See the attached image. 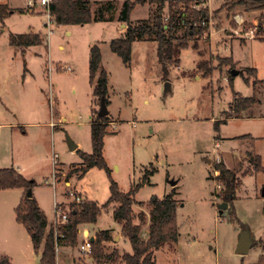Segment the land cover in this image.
Returning a JSON list of instances; mask_svg holds the SVG:
<instances>
[{
	"label": "rangeland",
	"instance_id": "1",
	"mask_svg": "<svg viewBox=\"0 0 264 264\" xmlns=\"http://www.w3.org/2000/svg\"><path fill=\"white\" fill-rule=\"evenodd\" d=\"M89 1L96 12L109 0ZM115 1L118 16L125 0ZM231 2L200 3L213 13L210 29L191 40L179 65H169L165 75L154 40L133 42L130 64L112 50L111 40L124 36L117 16L57 24L38 0H0V168L14 166L35 181L32 194L49 221L56 218L55 203L71 207L75 197L69 192L104 206L113 179L122 191H133L134 211L147 215L145 222L135 220L147 239L150 199L174 191L180 233L177 241L155 251L157 264H258L264 240V170L254 169L250 156L258 155L264 166V104L252 107L260 115L241 117L230 107L236 95H257L263 101L264 10L247 11ZM151 12L148 0H139L131 19L144 20ZM26 32L40 33L42 43L25 49L11 43L13 34ZM95 44L108 76L104 159L111 178L98 166L78 171L82 153L93 152L91 122L101 103L93 95L89 73ZM230 57L233 64L221 60ZM233 68L242 73L231 78ZM68 138L79 148L71 150ZM219 162L237 176L230 202L218 176ZM23 197L24 188L0 190V257L8 256L12 264H42L16 216ZM224 201L228 207L220 213ZM115 206H104L96 224L80 228L93 236L99 229L112 232L99 264H126L122 257L134 250L115 219ZM243 231L253 243L244 255L236 252ZM82 240L80 231L75 247H60L56 264H97L92 255L81 253Z\"/></svg>",
	"mask_w": 264,
	"mask_h": 264
},
{
	"label": "trees",
	"instance_id": "2",
	"mask_svg": "<svg viewBox=\"0 0 264 264\" xmlns=\"http://www.w3.org/2000/svg\"><path fill=\"white\" fill-rule=\"evenodd\" d=\"M143 1V0H142ZM151 5V15L144 20L132 21L131 13L139 0H125L120 7L117 16V5L115 0H109L100 4L98 11L91 10L89 0H57L49 6V12L57 24H85L93 21H110L117 19L127 26L124 36L111 40V47L126 64L131 63L132 47L135 41L154 40L158 42V59L163 64L165 75L169 65H179L180 54L183 49L191 46V40L197 35H203L209 31V21L213 16L208 6L196 8L203 0H148ZM187 2L188 5L185 3ZM193 2L194 5H189ZM229 3V2H228ZM228 3L223 4L227 7ZM232 5L243 6L247 11L264 10V0H234ZM169 10V11H167ZM219 10L216 12L218 13ZM215 14V13H214ZM205 21V24H202ZM262 28V27H260ZM264 38V36H263ZM40 33L26 32V34H13L11 43L25 49L29 45L42 43ZM197 43L194 44V46ZM101 50L94 45L90 52L89 73L91 82L94 83L93 95L100 100L105 98L108 104V76L102 68ZM223 63L233 64V58H221ZM256 72L255 68H252ZM234 74L231 73V78ZM264 82V80H263ZM257 83V82H256ZM255 83V84H256ZM259 102L257 95L248 97L235 96L231 103L235 117L243 114L253 115V106ZM109 115L102 116L99 113L91 122L92 146L91 154L82 153L83 161L79 164V173L89 170L91 167L104 168L111 178V169L104 159V137L107 133ZM80 151V150H79ZM254 161V169L264 170L261 158L257 155L250 156ZM220 173L218 176L225 181L229 188L235 186L237 176L234 171L227 169L223 162H219ZM156 169L148 172L142 184H146L148 177ZM35 181L27 179L14 166L0 168V190L24 188L22 202L15 208L18 220L24 225L29 233L34 249L40 254L42 264H56V247H75L79 242L80 228L84 225H93L98 222L102 208L115 204V219L121 224L125 236L130 240L134 250L132 254L126 253L122 259L126 264H157L155 251L160 249L169 241H177L180 230L177 225V205L175 192L166 195L165 198L152 197L150 203V225L147 239H143L142 229L135 222L138 217L141 222L147 220L145 213L137 214L134 205L137 203L133 191L124 192L118 183L112 179L110 186V199L104 206L91 200L81 203L72 202L69 219L57 227L49 224V219L39 205L38 200L32 195L27 197V192L33 188ZM228 202L234 199V193L226 195ZM58 232V233H57ZM112 240V232L107 229H99L94 235L92 244L94 261L99 264L106 257L104 243ZM263 252L259 257L258 264H264V240L261 241ZM0 264H12L8 256L0 257Z\"/></svg>",
	"mask_w": 264,
	"mask_h": 264
},
{
	"label": "built area",
	"instance_id": "3",
	"mask_svg": "<svg viewBox=\"0 0 264 264\" xmlns=\"http://www.w3.org/2000/svg\"><path fill=\"white\" fill-rule=\"evenodd\" d=\"M56 1L57 0H38V3L40 6H44L45 9L47 10V12H49V6ZM195 7L199 8L198 5H195ZM49 17H50L51 21H54L52 15H51V12H49ZM202 24H205V21H202ZM66 69H68L70 71L72 70V68L70 66L67 67ZM54 184H56V176L54 177ZM69 193L71 196L73 195V197H75V199L73 201L81 203L82 201L85 200L84 197H82L78 194H74L73 192H69ZM70 210H71V207H69L65 203H55L54 212H55L56 218L54 219L53 222H51L53 224V226L55 227V232L57 231L56 229L59 225L65 223L69 219ZM80 231H81V234H83V240L79 245L80 251H81V253H85L87 255H92L93 254L92 244H93L94 236H92V234L90 233V231H88V229L86 227H83ZM56 249L58 252L60 250V247L57 246Z\"/></svg>",
	"mask_w": 264,
	"mask_h": 264
},
{
	"label": "water",
	"instance_id": "4",
	"mask_svg": "<svg viewBox=\"0 0 264 264\" xmlns=\"http://www.w3.org/2000/svg\"><path fill=\"white\" fill-rule=\"evenodd\" d=\"M231 73L234 74V75H238L239 73H242V70L233 68ZM167 87H169V83H167ZM98 112L102 116H106V115L110 114V112L108 111L107 103H106V100H105L104 97H102V99H101L100 108H99ZM68 144H69V147L71 148V150H76V149L79 148V146L71 138H68ZM171 183L174 185V184L177 183V181L173 180V181H171ZM226 190L229 193V196L233 195V190L230 189L229 186H227ZM32 195H33L32 194V189H30L27 192V197L30 198ZM227 207H228V202L227 201L222 202L219 205L220 213H223L225 211L224 209L227 208ZM252 244L253 243H252L250 234L247 231H243L240 234V236H239V239H238V242H237V246H236V252L239 253V254H243V255L247 254L249 252L250 248L252 247Z\"/></svg>",
	"mask_w": 264,
	"mask_h": 264
},
{
	"label": "crops",
	"instance_id": "5",
	"mask_svg": "<svg viewBox=\"0 0 264 264\" xmlns=\"http://www.w3.org/2000/svg\"><path fill=\"white\" fill-rule=\"evenodd\" d=\"M121 27H124V31H123V35H125V33H126V30H127V26L126 25H124L123 23H121ZM259 101H260V106H262L263 104H264V98H263V101L261 100V99H259ZM261 113H263L262 111L261 112H259V113H254V115L255 114H258V115H260ZM79 146V145H78ZM224 162V161H223ZM49 224H51V221H49ZM93 236V235H92Z\"/></svg>",
	"mask_w": 264,
	"mask_h": 264
}]
</instances>
